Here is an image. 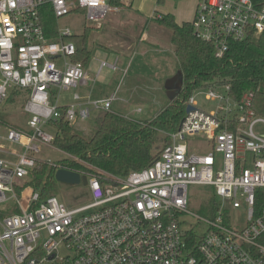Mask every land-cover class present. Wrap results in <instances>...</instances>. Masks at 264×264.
<instances>
[{
	"label": "built area",
	"instance_id": "obj_1",
	"mask_svg": "<svg viewBox=\"0 0 264 264\" xmlns=\"http://www.w3.org/2000/svg\"><path fill=\"white\" fill-rule=\"evenodd\" d=\"M111 2L0 0V104L20 90L28 117V130L6 125L0 130V145L21 148L6 152L15 161L0 156V264H264V133L256 131L264 119L253 112L251 93L235 102L228 87L209 88L205 99L216 103L209 112L190 97L195 110L146 169L122 178L86 176V205L68 208L56 196L40 200L28 185L35 154L52 147L53 136L45 130L50 122L84 123L94 112L111 111L115 101L114 95L83 100L73 93L70 104L59 106L60 95L88 76L73 60V32L46 37L38 10L48 6L56 19L80 13L87 23H97L118 8ZM191 25L193 36L221 58L229 41L264 33V5L197 0ZM103 67L109 66L100 62L99 70ZM193 135H205L210 151L192 154L187 140ZM190 185L211 189V218L189 211ZM241 207L240 228L230 214ZM187 215L203 222L206 231L181 229Z\"/></svg>",
	"mask_w": 264,
	"mask_h": 264
},
{
	"label": "trees",
	"instance_id": "obj_2",
	"mask_svg": "<svg viewBox=\"0 0 264 264\" xmlns=\"http://www.w3.org/2000/svg\"><path fill=\"white\" fill-rule=\"evenodd\" d=\"M251 1L255 8L264 5V0ZM111 5L121 7L123 1L112 0ZM38 11L46 37L55 38L57 19L48 6ZM155 21L171 31L169 41L181 77L179 94L152 119L145 121L98 111L93 117L92 129L86 134L63 120L50 122L46 129L50 128L53 134L52 146L65 158L55 164L37 161L30 170L27 183L39 194L40 200L56 196L54 174L58 167L104 179L107 176L122 178L146 169L170 144L169 135L177 131L185 117L189 98L201 90L228 87V96L235 102L251 93V108L257 117L264 119V33L256 37L250 35L243 41H229L227 51L217 58L211 45L193 36L192 20L178 24L171 14H164L156 16ZM76 50L73 60L85 67L91 54L84 38ZM22 93L13 90L9 97ZM23 97L25 101V93ZM210 211L211 214L215 212L213 196Z\"/></svg>",
	"mask_w": 264,
	"mask_h": 264
},
{
	"label": "rangeland",
	"instance_id": "obj_3",
	"mask_svg": "<svg viewBox=\"0 0 264 264\" xmlns=\"http://www.w3.org/2000/svg\"><path fill=\"white\" fill-rule=\"evenodd\" d=\"M127 1V0H125ZM150 2L153 0H135L133 8H128L125 11L122 10L115 15L109 13L106 18V23L99 29L92 28L90 23H87L83 16L80 13H71L65 17L58 18L55 21V25L58 30H65L69 29L73 32L74 36L71 39L75 46H80L83 38L85 39L87 49L91 50V56L88 61V65L86 71L89 75V82L88 85L81 91V93L98 94L101 89H107V85L109 83V79L113 76L115 77L118 73V77H121L123 73L115 72L110 67H103L100 71L99 75L96 77L97 71L100 66V62L103 61L108 65L114 64V53L118 52L120 49H124V34L121 33L122 30L128 31L131 37H135L139 34V24L143 22H147V26L145 29V33L147 39L145 40L147 44L149 43H158L159 51H155V53H166L168 52V48H162L164 45L169 46L170 44V36L171 31L166 27H161L155 24V21L152 19L151 16L153 11L149 12V10H142L143 14H139L135 11L136 6L140 2ZM197 0H164L163 3H160L157 7V11L161 13H170L174 16L175 21L179 24L182 22H187L192 20V12L193 7L195 6ZM155 3V0H154ZM140 11V10H139ZM142 15V16H141ZM119 19V20H117ZM110 23H109V22ZM139 38V37H138ZM136 38V41L138 40ZM121 39V40H120ZM120 41L119 45L117 46L118 42ZM135 42V41H134ZM98 45V46H97ZM140 45V43H139ZM133 46L130 45V47ZM144 47L143 45H141ZM104 47H107L105 49ZM134 47V46H133ZM151 49V48H150ZM113 51V52H112ZM107 55H104V53ZM124 55L129 58L130 64L134 69V66L137 64H141L144 60L150 59L151 57L148 56L147 58L139 57V51H136L135 54L132 55V50L127 51ZM156 56L160 57L159 54ZM158 59V58H157ZM128 59L126 60V63ZM151 63V62H150ZM149 63V64H150ZM119 68V66H118ZM134 71L130 70L123 81L121 83V88H124L126 84V79L129 76H132ZM153 72L152 68L151 71ZM116 78V77H115ZM120 82V78H119ZM166 83V81L162 82V86ZM102 92V91H101ZM144 92V91H142ZM205 90H201L196 92L193 97L195 99L196 107L200 110L209 112L215 110L216 103L211 102L205 99ZM23 94L15 95L14 97H9V99L5 100L0 104V122L3 124L1 133L4 132L5 126H13L19 129L28 130L27 127V115L23 112ZM150 93L148 92V95ZM72 93L65 92L62 93L59 97L58 104L59 106H65L72 102L71 100ZM118 97L121 96V92L118 93ZM166 98V94H164ZM168 99V98H166ZM171 101V99L169 100ZM123 108H127L130 110L136 109L140 107L143 110L142 114H138L137 117L144 118L150 116L152 111H158V105L154 104V108L151 111L150 107H148V103L145 101L139 102L137 100H133L130 103L119 102L115 101L113 108L115 105ZM119 114H123L117 110H115ZM124 111V110H123ZM98 112V111H97ZM111 112H114L111 110ZM115 113V112H114ZM96 112L92 113L91 118L84 123H79L74 125L79 131L83 133H88L92 129L93 125V117ZM130 118V117H129ZM132 119V118H130ZM46 132L52 134L50 128L46 129ZM256 131L260 133H264V125L257 124ZM188 145L189 149L192 154H205L210 151L211 144L205 138V135H193L188 137ZM1 149L8 152V153H16L20 152L21 148L16 145H11L6 142H2L0 145ZM2 157H8V155L0 154ZM10 156V155H9ZM12 157V156H11ZM35 158L38 161L49 162L50 164H55L60 162L65 158V155L57 150L55 147H43L38 154H35ZM56 188V197L60 202H63L64 205L68 208H77L83 205H86L89 202V193L87 187L79 184V185H67L64 183H55ZM188 199H189V211L199 217L202 218H211V211H210V199H211V189L208 187L203 186H196L190 185L188 187ZM4 206L0 205V209ZM231 222L234 226L242 227L245 224V213L243 208L241 207L239 210H233L230 214ZM184 223L181 225V229L193 230L199 235L206 231V225L198 221L195 217L192 216H184L182 218Z\"/></svg>",
	"mask_w": 264,
	"mask_h": 264
},
{
	"label": "crops",
	"instance_id": "obj_4",
	"mask_svg": "<svg viewBox=\"0 0 264 264\" xmlns=\"http://www.w3.org/2000/svg\"><path fill=\"white\" fill-rule=\"evenodd\" d=\"M122 1H123V6L111 10L109 13H112V15L113 14L118 15V13L122 10L125 11L128 8H130V9L133 8L135 0H127V1L122 0ZM163 2H164V0H161V3H163ZM159 4H160V2L158 0H155V3H154V0L150 1V2L149 1L143 2V3L140 2L137 4L135 11L137 13L143 14V15H144V13H142V10L148 9L149 12L153 11L154 14H152L153 16H151V17L155 21L156 16L164 15V14H170V13L158 12L157 6ZM195 8H196V4L193 7L192 19L194 17ZM106 18H107V16H106ZM106 18L101 22L90 23L92 28H94V29L101 28L103 25H105V23L107 21ZM117 20H119V19H117ZM190 21H187V22H190ZM155 24H157L158 26H161L156 21H155ZM139 26H140L139 27V29H140L139 34L135 37H131L130 33L128 31H125V30L121 31V33L124 34V37L122 38V40H124V42H123L124 49H120L118 52L112 51L115 54L114 55V64L112 66L108 65L106 63L113 71H115V72L116 71L117 72L122 71L121 73H123V74L121 75V77H118V74H119L118 73L115 76L116 78L114 76L112 78H110L109 79L110 81L107 85V89H105V88L101 89L102 92L99 91V93L96 94V96H95V94H92V95H90V93L86 94V93H84V91H83V93H81V91L88 85L87 83L90 81L89 75L86 71V68L88 65V63H87V65L84 67L85 71L87 73V76H88L87 81L84 84L73 89L71 91V93L72 94L73 93L78 94L79 96L82 97L83 100L85 98H89L90 100H105V99L109 98L110 96L114 95L115 101L116 102L118 101L119 104H120V102L130 103L133 100H137L139 102L145 101L148 103V107H150L151 111L154 108L153 105L157 104L158 105V111H156V112L152 111V114H150V116L144 117V118L137 117L138 114L140 115L143 113V110L140 107H137L136 109L130 110V109H127L126 107L125 108H123L122 106L119 107L117 104L113 108L115 101H113V103L111 105L112 111H114L116 114H119L118 112L115 111V110H117V111L123 113L122 115L121 114H119V115L124 116L126 118L130 117V118H132L134 120H138V121H145V120L152 119L162 109V107L165 104H167L168 101L170 100L167 96V91H166L164 85L162 86V82L167 81L170 78L174 77L178 73V71H177L176 58L174 55V50H173L172 45L168 44L169 46L164 45L162 47V48H166V47L168 48V52H166V53H155L156 50L157 51L160 50L158 43L152 42V43L147 44L145 41L147 39V36L145 33L147 22L142 21L139 24ZM161 27H163V26H161ZM136 38H138L137 41H136ZM139 43H140V45H139ZM119 44H120V41L118 42L117 46H122ZM132 44L134 47L133 46L130 47V45H132ZM141 45H143L144 47H142ZM104 48L107 49V47H104ZM130 50H132V55L135 54L136 51H139V57L147 58L148 56H150L151 58L144 60L140 65L139 64L135 65L134 69H133V67H132L133 63L130 64V62H129L130 59L127 58L126 55H124V53H126L127 51H130ZM89 51L91 54L90 49H89ZM157 54H159L160 57L156 56ZM104 55H107V54L104 53ZM127 59H128V62L126 63ZM101 62H103V61H101ZM118 66H119V68H118ZM112 67H114V68H112ZM151 68H152L153 72H150ZM101 70L102 69H100V70L98 69L96 77L99 75ZM130 70L134 71L132 73L133 75L129 76L126 79V81H125L126 84H125L124 88H121L122 86H120V85H121V83L123 84V81L125 80L126 74ZM119 78H120V82H119ZM142 91H144V92H142ZM119 92H121V96L118 97L117 95ZM148 92L150 93L149 95H148ZM164 94H166V98H168V99L165 98ZM138 110H139V112H137ZM0 128H1L0 130H2V126ZM4 152L5 153H2V154L8 155V154H6V151H4ZM2 158L5 160H9V161H15V159L9 155H8V157H2Z\"/></svg>",
	"mask_w": 264,
	"mask_h": 264
},
{
	"label": "water",
	"instance_id": "obj_5",
	"mask_svg": "<svg viewBox=\"0 0 264 264\" xmlns=\"http://www.w3.org/2000/svg\"><path fill=\"white\" fill-rule=\"evenodd\" d=\"M164 87L167 91V96L169 99L175 98L181 89V77L180 74L177 73L174 77L170 78L164 84ZM195 110V107L191 105H187L186 107V114ZM54 178L56 182L64 183L67 185H83L87 186V178L86 176H80L76 172L68 171L65 169H58L55 174Z\"/></svg>",
	"mask_w": 264,
	"mask_h": 264
}]
</instances>
